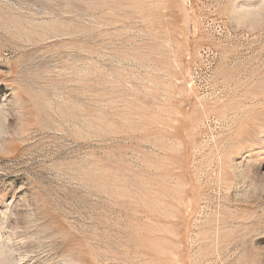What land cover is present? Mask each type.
Listing matches in <instances>:
<instances>
[{
	"label": "rangeland",
	"instance_id": "rangeland-1",
	"mask_svg": "<svg viewBox=\"0 0 264 264\" xmlns=\"http://www.w3.org/2000/svg\"><path fill=\"white\" fill-rule=\"evenodd\" d=\"M0 264H264V0H0Z\"/></svg>",
	"mask_w": 264,
	"mask_h": 264
}]
</instances>
